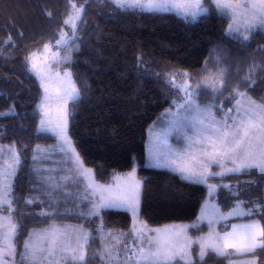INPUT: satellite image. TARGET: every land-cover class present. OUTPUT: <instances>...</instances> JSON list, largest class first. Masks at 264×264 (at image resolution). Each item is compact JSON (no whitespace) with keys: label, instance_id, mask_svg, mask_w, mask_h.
Listing matches in <instances>:
<instances>
[{"label":"trees","instance_id":"16d2710c","mask_svg":"<svg viewBox=\"0 0 264 264\" xmlns=\"http://www.w3.org/2000/svg\"><path fill=\"white\" fill-rule=\"evenodd\" d=\"M75 1L85 6L78 32L79 50L71 52L70 64L54 66L70 69L81 93L78 100L68 104V134L76 151L84 165L94 170L96 180L105 184L111 183L115 174L137 166V175L142 179L140 215L148 224L195 221L207 186L183 179L171 169L147 165V128L166 109L173 107V101L179 102L177 97L181 93L167 83L171 73L187 72L194 81L228 69L226 88L216 102L222 99L225 108H232V102L224 97L232 95L248 65L256 61L261 68L253 77L257 81L255 86L242 85L240 91H247L253 99L264 102V29L258 30L246 43L226 36L229 21L209 0L204 4L209 11L196 19L174 11L121 10L108 0ZM70 10L69 0H0V112L12 105L16 112L14 116L0 115V143L15 142L23 157L14 182L16 206L25 213L21 218L18 247L22 246L28 231L52 222V219L28 214L38 213L42 206H26L23 201L26 196L39 194L30 191L35 183L30 172L33 148L56 144L50 133L37 132L40 117L34 109L42 89L38 80L26 72L25 57L58 38ZM9 36L12 40L5 44ZM60 54L64 55L63 50ZM217 56L222 61L219 64ZM138 58L150 72L138 70ZM206 91L207 97L200 94V103L212 101L214 94ZM209 181L231 184L233 190L239 185L247 190L240 197L244 200L264 198V178L257 170ZM69 191L74 197H69L68 203L62 198L59 211L63 213L68 208L72 213L54 217L55 222H77L87 228L98 225L100 218L85 221L75 214L87 207L86 201L79 200L82 186H72ZM215 199L223 210L233 204L230 191L225 188L217 190ZM78 202L82 204L80 207ZM100 217L107 228L129 230L131 227L130 213L124 209H103ZM205 229V224H199L189 232L197 236ZM99 247L97 240L89 251ZM196 249L194 245L195 254ZM259 254L263 264L264 252ZM204 260L202 264H226L224 257L214 253H209ZM99 262L98 258L88 260V264Z\"/></svg>","mask_w":264,"mask_h":264},{"label":"snow or ice","instance_id":"6c2138e0","mask_svg":"<svg viewBox=\"0 0 264 264\" xmlns=\"http://www.w3.org/2000/svg\"><path fill=\"white\" fill-rule=\"evenodd\" d=\"M209 2L229 21L225 35L238 42L246 43L258 30L264 29V0ZM69 3L71 10L63 23L71 32L61 29L54 44H44L43 62H39L40 53L36 51L25 57L26 72L38 80L42 89L34 109L40 117L37 132L50 133L57 143L46 148L41 145L33 148L30 172L35 183L30 191L39 194L26 196L23 202L26 206L41 205L38 213L28 214L52 219V223L28 231L27 238L18 247L17 238L23 226L21 218L25 213L16 206L18 197L14 194V182L23 157L15 142L9 145L0 143V264H88L90 258H98L101 264H202L209 253L228 259L229 264H257V254L264 252V198L244 200L240 197L246 189L237 185L233 190L231 184H210L209 180L252 170H257L264 178V102H257L247 95V91H240L242 85L255 86L257 81L253 77L261 65L256 61L249 64L240 82L232 89V95L224 97L230 103L234 101L233 107L228 109L216 103L226 88L228 69L210 73L195 85L187 79V72L169 74L167 83L182 95L177 97L180 103L173 101L176 111L168 109L166 112L171 118L163 134L167 137L173 132L181 133L184 148L155 153L154 158L158 166L172 167L184 179L207 186L211 202L206 201L201 208L198 223H206L208 232L195 239L190 237L188 230L197 228V223L150 228L139 219L142 182L137 179L135 169L123 178L115 177V184L93 185L89 182L92 170L83 167V161L68 136V104L78 100L81 93L70 70L65 68L62 74L56 72L54 80L51 65L70 64L71 52L79 50L78 32L83 24L85 6H77L75 0H69ZM108 3L121 10L176 9L185 18L190 16L193 19L209 11L204 6L205 0H108ZM11 40L9 36L4 43ZM53 48L56 51H52ZM138 61V70L150 72L141 58ZM216 62H222L219 56ZM177 75L185 79L177 82ZM201 89L211 90L214 94L212 101L203 106L197 103ZM217 111L222 113L220 117H217ZM0 115H16L15 106ZM156 138H159L158 134ZM22 147L26 149L27 145ZM56 153L66 159L53 160ZM48 162L57 167H45ZM213 166L220 171H213ZM80 182H83L84 195L79 200L81 203L87 201L88 207L75 214L85 221L100 218V223L93 228H86L84 224H57L54 217L72 213L68 208L63 213L59 211L62 198L68 203V198L74 197L70 187L78 188ZM220 188L228 189L233 198L227 211L214 200ZM103 209L129 211L133 217L130 231L106 230L100 217ZM232 218L246 219L247 222L231 223ZM97 240L99 249L89 251ZM193 245L199 247L196 259L192 255Z\"/></svg>","mask_w":264,"mask_h":264},{"label":"rangeland","instance_id":"374dc122","mask_svg":"<svg viewBox=\"0 0 264 264\" xmlns=\"http://www.w3.org/2000/svg\"><path fill=\"white\" fill-rule=\"evenodd\" d=\"M75 3H76V1H75ZM77 4V3H76ZM77 6H79V5H77ZM143 10H147V9H143ZM148 11H156V10H148ZM157 11H174L175 13H177V14H179V15H181V13L179 12V10H176V9H171V10H157ZM203 14V13H202ZM201 15V14H200ZM182 16V15H181ZM188 18H190V19H193L192 17H188ZM61 29H63L65 32H71V29L69 28V27H65L64 26V24H63V26H62V28ZM61 31V30H60ZM60 33V32H59ZM58 38H59V36H58ZM57 38V39H58ZM54 42L55 41H53V42H49V43H53L54 44ZM52 51H56V49L55 48H53L52 49ZM36 52H38V53H40V55H39V57H38V60H39V62H43V60H44V53H43V47L40 49V50H37ZM54 64L55 63H53L52 65H51V73L53 74V79L55 80V76H54V74L56 73V72H60L61 74L63 73V71L65 70V69H63V70H61L60 68H57V67H55L54 66ZM68 70H70V69H68ZM72 73V72H71ZM177 73V72H176ZM178 73H184L183 71L182 72H178ZM213 73V72H212ZM214 73H216V72H214ZM210 74V73H209ZM209 74H206V75H204L202 78H199V79H197V80H190V78L188 77L187 79H189V82L192 84V85H195L198 81H201L202 79H204L205 77H207V76H209ZM72 78H73V75H72ZM182 79H185L184 77H182L181 75H177L176 76V80H177V82H179V81H181ZM74 80V79H73ZM55 87V83H53V88ZM211 92V91H210ZM204 93H207V91L205 90V89H201L200 90V94H204ZM181 95H182V93H181ZM248 95V94H247ZM204 96L205 97H207V94H204ZM248 96H250V95H248ZM251 97V96H250ZM255 100V99H254ZM257 101V100H256ZM70 102V101H69ZM181 101H179V102H177V103H180ZM257 102H259V101H257ZM197 103H199L200 105H207V104H209V103H200L199 101H198V99H197ZM216 103H218V104H222L223 106H224V108H225V102L222 100V99H219V101L218 102H216ZM233 104H234V101L231 103V105H232V107H233ZM53 107H55V105H53ZM168 109H172V112H175L176 110H175V108L174 107H172V108H168ZM168 109H166L165 111H164V113L163 114H161L160 116H158L157 117V119L153 122V123H151L150 125H149V127L147 128V138H146V164L147 165H149V166H155V167H162V166H158L157 165V161H156V159L154 158V156H155V153H167L170 149H179V150H182L183 148H184V141H183V139H182V134L181 133H179V132H173L172 134H170V135H168L167 137H165V135L163 134V129H165L166 127H167V122H168V120L171 118L170 117V115H167L166 114V112H167V110ZM225 109H228L227 107L225 108ZM216 115H217V117H220L221 115H222V113L221 112H219V113H216ZM39 125V124H38ZM67 133H68V128H67ZM157 134H158V136H159V138L157 139L156 138V136H157ZM68 136H69V134H68ZM70 137V136H69ZM71 139V138H70ZM165 140L167 141V142H165ZM56 143H57V141H56ZM71 143H72V141H71ZM2 144H4V145H9V144H5V143H2ZM53 145V144H52ZM72 145H73V143H72ZM74 146V145H73ZM75 147V146H74ZM46 148V147H45ZM150 148L152 149V151H151V153H150ZM80 156V155H79ZM58 158V157H57ZM55 158H53V160H54ZM62 159H66V157H64L63 156V158ZM80 159H81V157H80ZM82 160V159H81ZM230 166V165H229ZM45 167H47V166H45ZM70 167H71V165H70ZM83 167L84 168H87V169H91L92 170V173H93V175H92V177H90V180H89V182H91L93 185H96V184H99V185H109V184H115V180H114V178L115 177H121V178H123L127 173H129V172H131L133 169H135V174H136V177H137V179H139L141 182H142V179L141 178H139L138 177V175H137V166L136 165H134L133 167H132V169L131 170H129V171H127V172H123V173H117V174H115L114 175V177H113V180H112V182L111 183H108V184H105V183H101V182H99L98 180H96V178H95V174H94V170L91 168V167H88V166H86V165H84V163H83ZM164 168H168V169H171V170H173V171H175L172 167H164ZM213 171H220V169L218 168V167H216V166H213V169H212ZM177 172V171H176ZM178 173V172H177ZM181 177H182V175L180 174V173H178ZM183 178V177H182ZM184 179V178H183ZM187 180V179H186ZM189 181H191V180H189ZM209 183L210 184H215L214 182H210L209 181ZM141 189H142V187H141ZM97 195H98V193H97ZM140 198H141V192H140ZM92 199H95V197H93ZM214 200H215V202H217L216 201V199H215V197H214ZM206 201H209V202H211L210 200H209V196H208V188H207V191H206V196H205V199L203 200V203H202V205H201V207H200V210H199V212H198V215H197V219L195 220V221H193V222H173V223H166V224H161V225H151V224H148L142 217H141V215H140V209H139V219L141 220V221H143V222H145L147 225H148V227H150V228H159V227H163L164 225H181V224H193V223H197V224H199L198 223V221H199V216H200V212H201V208L204 206V204H205V202ZM87 202V201H86ZM85 202V203H86ZM218 203V202H217ZM87 207H88V202H87ZM87 207H85L84 208V210H86L87 209ZM125 210V209H124ZM225 211V210H224ZM227 211V210H226ZM129 212V211H128ZM130 213V212H129ZM130 216H131V227H130V229L132 228V225H133V217H132V214L130 213ZM243 222H247V220L246 219H241V218H232V220H231V223H243ZM52 223V222H51ZM56 223L57 224H61V225H63V224H69V225H79V224H75V223H73V222H57L56 221ZM219 227V226H218ZM104 228L106 229V230H113V231H115V232H124V233H127V232H129L130 231V229L129 230H122V229H115V228H107V227H105L104 226ZM230 230V229H229ZM208 232V229H207V231L205 232V233H201V234H199V235H197V236H193L190 232H189V230H188V235L190 236V237H192L193 239H195L196 237H198V236H200V235H204V234H206ZM194 246V245H193ZM197 251H196V254L194 253V250H193V248H192V255H193V258L194 259H196L197 258V254H198V252H199V247L197 246V249H196ZM260 253H262V252H260ZM259 256H260V254L258 253L257 254V264H260V260H259ZM261 257L263 258V264H264V254L263 255H261ZM205 261V260H204ZM203 261V262H204ZM202 262V263H203ZM225 263L226 264H229V262H228V259H226L225 258ZM99 264H101V262H99ZM204 264H206V263H204ZM209 264H215V263H209Z\"/></svg>","mask_w":264,"mask_h":264},{"label":"crops","instance_id":"0c3cea01","mask_svg":"<svg viewBox=\"0 0 264 264\" xmlns=\"http://www.w3.org/2000/svg\"><path fill=\"white\" fill-rule=\"evenodd\" d=\"M58 157V158H57ZM53 158H55L54 160L55 161H62V160H64V159H62L63 158V156L62 155H60L59 153H56L54 156H53ZM45 166H47V167H57V165L56 164H53L52 162H48V163H46L45 164ZM61 167H70V165H60ZM216 184V183H215ZM80 185L82 186V192H81V194H82V196L84 195V192H83V182H80ZM82 204H80V202H78L77 203V206H81ZM202 205V204H201ZM200 210V209H199ZM223 210V209H222ZM228 210V209H227ZM226 211V210H225ZM256 218H259V217H256ZM73 223H75V224H82V223H77V222H73ZM205 225H206V229H205V231L204 232H202V233H205L206 231H207V229H208V226H207V224L206 223H204ZM199 225V224H198ZM44 227H46V226H44ZM86 227V226H85ZM43 228V227H42ZM87 228V227H86Z\"/></svg>","mask_w":264,"mask_h":264}]
</instances>
